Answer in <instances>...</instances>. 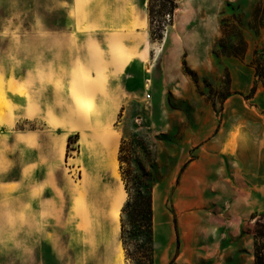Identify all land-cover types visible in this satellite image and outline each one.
Instances as JSON below:
<instances>
[{"label": "rangeland", "instance_id": "374dc122", "mask_svg": "<svg viewBox=\"0 0 264 264\" xmlns=\"http://www.w3.org/2000/svg\"><path fill=\"white\" fill-rule=\"evenodd\" d=\"M143 1L133 0L137 26L101 44L104 30L73 34L72 0H0V123L11 119L9 102L22 103L10 87L23 95V78L48 58L82 43L75 55L96 66L74 77L86 166L56 168L62 189L43 206L0 191V264H253L254 234H264V0H176L152 24ZM97 13L84 19L96 25ZM131 54L106 104L97 62L119 67ZM77 136L66 155L76 154ZM2 142L11 139L0 124ZM139 189L150 196V242H123L122 208Z\"/></svg>", "mask_w": 264, "mask_h": 264}, {"label": "crops", "instance_id": "0c3cea01", "mask_svg": "<svg viewBox=\"0 0 264 264\" xmlns=\"http://www.w3.org/2000/svg\"><path fill=\"white\" fill-rule=\"evenodd\" d=\"M72 1L75 6L80 5L79 8L77 7L78 11H75L76 7L74 6L75 10L71 9L69 12V15L73 16L74 33H72H90L96 30H104L107 37L103 36L101 44L105 38H107L109 43H113L114 39H116L114 35L116 32H121L124 35L123 32L135 28L136 24H138L136 22V7L133 4V0H97L99 3L96 6L94 5L96 0ZM142 3L144 4L145 2L143 1ZM92 9H97V14L100 17L96 25L94 22L84 19L85 16L91 14ZM142 15H144L143 12ZM143 18H140V22L145 20L144 22L146 23V19ZM92 44L89 43L90 46ZM80 45L82 43H76L75 53L81 47ZM75 53L72 51L67 56L50 57L44 64H40L39 68H35L32 78H23V95H20L17 89L10 87V93L18 100H21L22 103L18 107L9 102L12 107L11 119L5 116L2 119V123H0L11 139L10 144L8 142L5 145L2 142L3 146L0 148V151H2L0 162L7 157L6 167L0 168V171L6 174L8 179L5 182H0V191L8 195H19L18 197L21 195L23 207L27 206L28 200L34 199L37 206H43L44 203L53 201L54 196L62 189L55 182L56 168L73 169L72 160L78 161L77 165L75 164L78 173L80 169L86 166V162L80 165L78 158L84 151L81 141V129L84 128L80 129L77 125L80 124L82 126L84 123L83 121L78 123L76 116H72L74 111H79L78 104H85V101L79 98V79L74 77L80 76L82 71L94 75L96 66H93L89 59L84 62ZM134 57L136 55L131 54L130 59L119 67L112 65L110 61L105 62L103 59L97 62L100 64L97 69L99 71L101 69L104 70L101 78L104 88L99 87V89L104 90L106 94L107 98L104 100L106 104L113 103L111 95L112 90H115V88H110L111 79L120 75V72L124 73L128 70ZM93 63L95 64L94 61ZM99 89L98 91H100ZM86 106L83 109L84 111L94 109L93 103L86 102ZM100 110L103 113L108 111L106 107H101ZM20 120L24 122L37 120L40 122L32 128L20 130L16 128V124ZM104 122L108 121L103 118L100 119L101 125H104ZM73 126L77 127L73 128ZM74 132L78 135L76 137L77 147L73 150L76 154L66 155L64 149L66 150L68 136ZM18 134H21L23 139H19L17 137ZM12 143L19 144L21 150H14ZM66 172V176H72L71 171ZM65 189L69 190L70 187Z\"/></svg>", "mask_w": 264, "mask_h": 264}, {"label": "trees", "instance_id": "16d2710c", "mask_svg": "<svg viewBox=\"0 0 264 264\" xmlns=\"http://www.w3.org/2000/svg\"><path fill=\"white\" fill-rule=\"evenodd\" d=\"M158 1L159 9L155 10L152 4V0H148V18L149 23L152 24L154 13L158 16L162 14H170L173 13L176 8V0H156ZM154 12V13H153ZM260 75L257 73L256 76ZM255 90V85L251 87V92ZM136 197L134 200L125 204L122 208V214L126 216V221L128 227H126L123 217H121V225H120V239L124 242V239L127 237L129 239H133L136 237L147 238L146 242H150V234H151V203L150 196L147 191H141L140 189L136 192ZM264 237L261 231H257L254 234V244H253V264H264V241L260 238ZM176 241L178 242V235L176 233ZM125 245V244H124ZM127 250V254L131 255L128 251V247H124ZM142 247L136 244L134 246V251L132 252H140L142 253ZM146 250V249H145ZM146 254V251H143ZM144 254V253H143ZM144 256V255H143Z\"/></svg>", "mask_w": 264, "mask_h": 264}]
</instances>
